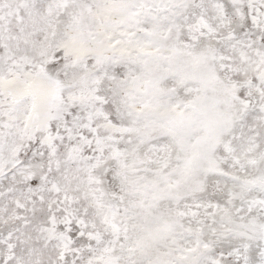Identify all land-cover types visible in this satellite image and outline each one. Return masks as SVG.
Here are the masks:
<instances>
[{
	"label": "snow or ice",
	"instance_id": "6c2138e0",
	"mask_svg": "<svg viewBox=\"0 0 264 264\" xmlns=\"http://www.w3.org/2000/svg\"><path fill=\"white\" fill-rule=\"evenodd\" d=\"M0 264H264V0H0Z\"/></svg>",
	"mask_w": 264,
	"mask_h": 264
}]
</instances>
